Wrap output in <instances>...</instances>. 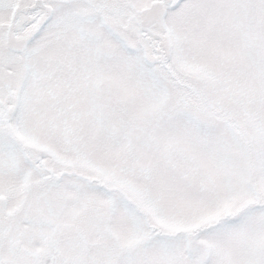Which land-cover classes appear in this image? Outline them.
Returning a JSON list of instances; mask_svg holds the SVG:
<instances>
[{
	"label": "snow or ice",
	"instance_id": "obj_1",
	"mask_svg": "<svg viewBox=\"0 0 264 264\" xmlns=\"http://www.w3.org/2000/svg\"><path fill=\"white\" fill-rule=\"evenodd\" d=\"M0 264H264V0H0Z\"/></svg>",
	"mask_w": 264,
	"mask_h": 264
}]
</instances>
